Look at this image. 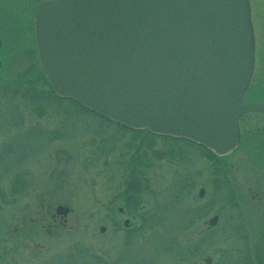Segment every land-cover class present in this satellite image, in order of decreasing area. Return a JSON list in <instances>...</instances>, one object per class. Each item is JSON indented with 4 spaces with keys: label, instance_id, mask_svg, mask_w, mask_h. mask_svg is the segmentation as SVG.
Wrapping results in <instances>:
<instances>
[{
    "label": "rangeland",
    "instance_id": "obj_1",
    "mask_svg": "<svg viewBox=\"0 0 264 264\" xmlns=\"http://www.w3.org/2000/svg\"><path fill=\"white\" fill-rule=\"evenodd\" d=\"M16 53L1 54L0 264H264V203L249 193L264 191V116L245 114L240 145L212 160L59 99ZM41 206L69 208L66 227L48 234Z\"/></svg>",
    "mask_w": 264,
    "mask_h": 264
},
{
    "label": "water",
    "instance_id": "obj_2",
    "mask_svg": "<svg viewBox=\"0 0 264 264\" xmlns=\"http://www.w3.org/2000/svg\"><path fill=\"white\" fill-rule=\"evenodd\" d=\"M35 23L54 92L126 128L226 156L239 117L264 114L263 104H242L254 68L248 0H55Z\"/></svg>",
    "mask_w": 264,
    "mask_h": 264
},
{
    "label": "flooded vegetation",
    "instance_id": "obj_3",
    "mask_svg": "<svg viewBox=\"0 0 264 264\" xmlns=\"http://www.w3.org/2000/svg\"><path fill=\"white\" fill-rule=\"evenodd\" d=\"M55 0H0V69H3L5 61L1 55L3 52H11L12 54H18L16 52H26L28 53V66L22 70L24 74L22 77H27L28 74L33 72L32 70H40V72H35V79H38L40 76H45L42 71V66L39 59L36 36H35V19L39 7L46 2H53ZM249 9H250V20L253 29L254 37V69L251 77V81L247 92L244 96V104H263L264 105V0H248ZM14 7V8H12ZM17 7V8H16ZM13 11H12V10ZM10 27V28H8ZM26 38L30 42V46L26 47L20 42L16 41L17 39ZM11 40V44L9 42ZM23 48V50H22ZM29 53L32 54V60L29 56ZM13 68H15L13 66ZM19 69V68H15ZM40 80V78L38 79ZM260 99V100H257ZM257 114V113H250ZM245 115V114H244ZM243 115V116H244ZM247 115V114H246ZM262 115L264 114H257ZM239 119H242V117ZM240 142L243 138V130L240 127ZM251 130H256L252 129ZM239 142V145H240ZM219 161L223 157H218ZM254 158V155H251V159ZM256 164H264V159L255 160ZM222 165V162L220 163ZM219 165V170L220 166ZM254 166V165H253ZM257 170V168H256ZM258 171V170H257ZM264 172V168L262 169ZM253 174V173H251ZM250 195L259 203H264V191L259 190L253 185L249 189ZM234 195V194H233ZM60 207V206H58ZM56 207L55 211L48 212L44 206H41L36 219L38 221H46L48 218L51 220V225L48 226V234L51 233V228L58 225L61 228L66 227L67 218L70 215L71 211L67 216L57 214ZM119 213L123 214V208L119 209ZM127 223V225H126ZM126 228L129 227V220L124 221Z\"/></svg>",
    "mask_w": 264,
    "mask_h": 264
},
{
    "label": "trees",
    "instance_id": "obj_4",
    "mask_svg": "<svg viewBox=\"0 0 264 264\" xmlns=\"http://www.w3.org/2000/svg\"><path fill=\"white\" fill-rule=\"evenodd\" d=\"M215 158V156H213L212 160Z\"/></svg>",
    "mask_w": 264,
    "mask_h": 264
}]
</instances>
